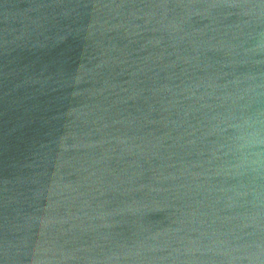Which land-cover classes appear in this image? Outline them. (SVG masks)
I'll return each instance as SVG.
<instances>
[{"label": "water", "instance_id": "1", "mask_svg": "<svg viewBox=\"0 0 264 264\" xmlns=\"http://www.w3.org/2000/svg\"><path fill=\"white\" fill-rule=\"evenodd\" d=\"M264 0H0V264H264Z\"/></svg>", "mask_w": 264, "mask_h": 264}, {"label": "clouds", "instance_id": "2", "mask_svg": "<svg viewBox=\"0 0 264 264\" xmlns=\"http://www.w3.org/2000/svg\"><path fill=\"white\" fill-rule=\"evenodd\" d=\"M230 120L228 150L236 161L231 167L240 170L239 174H259L264 169V114L256 111L241 118L232 115Z\"/></svg>", "mask_w": 264, "mask_h": 264}]
</instances>
